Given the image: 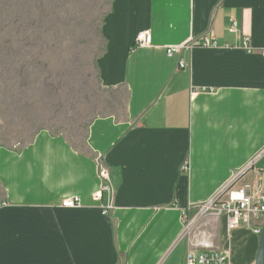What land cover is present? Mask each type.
<instances>
[{
	"label": "crops",
	"instance_id": "1",
	"mask_svg": "<svg viewBox=\"0 0 264 264\" xmlns=\"http://www.w3.org/2000/svg\"><path fill=\"white\" fill-rule=\"evenodd\" d=\"M101 32L99 82L123 111L84 147L41 129L0 158V264H186L206 244L256 264L262 219L229 229L200 207L230 182L264 191V0H117Z\"/></svg>",
	"mask_w": 264,
	"mask_h": 264
},
{
	"label": "rangeland",
	"instance_id": "2",
	"mask_svg": "<svg viewBox=\"0 0 264 264\" xmlns=\"http://www.w3.org/2000/svg\"><path fill=\"white\" fill-rule=\"evenodd\" d=\"M111 6L0 0V144L22 146L48 129L84 147L94 117L123 111L125 91L104 88L98 78Z\"/></svg>",
	"mask_w": 264,
	"mask_h": 264
},
{
	"label": "built area",
	"instance_id": "3",
	"mask_svg": "<svg viewBox=\"0 0 264 264\" xmlns=\"http://www.w3.org/2000/svg\"><path fill=\"white\" fill-rule=\"evenodd\" d=\"M230 30H234V26H232ZM152 41V34L147 30L139 32L136 37V44L140 46H150ZM200 43L204 47L217 45L213 36H203ZM226 46L230 45L227 44ZM180 51L181 46H170L167 49V54L172 56ZM185 66V62L180 63V67ZM97 160L99 163V175L105 182V186L110 190L112 189L110 171L102 164L100 158H97ZM4 204L5 202L0 200V207ZM77 204H79L78 197L68 198L63 202L64 206H75ZM200 211L201 213L206 211H212L216 214L226 213L229 229L238 227L246 216L259 217L264 223V191L259 192L257 195H253L246 188L233 187L232 182H230L206 204L202 205ZM194 223L195 221H192L190 227H192ZM261 230L262 227L258 228L256 233L260 235ZM186 264H231L230 252L228 250H214L209 244H206L204 249H198V246L194 245L187 252Z\"/></svg>",
	"mask_w": 264,
	"mask_h": 264
},
{
	"label": "water",
	"instance_id": "4",
	"mask_svg": "<svg viewBox=\"0 0 264 264\" xmlns=\"http://www.w3.org/2000/svg\"><path fill=\"white\" fill-rule=\"evenodd\" d=\"M256 264H264V223L262 226L260 239H259Z\"/></svg>",
	"mask_w": 264,
	"mask_h": 264
},
{
	"label": "bare ground",
	"instance_id": "5",
	"mask_svg": "<svg viewBox=\"0 0 264 264\" xmlns=\"http://www.w3.org/2000/svg\"><path fill=\"white\" fill-rule=\"evenodd\" d=\"M117 0H112V6H111V10L109 11V13L106 15L105 17V21L107 19V17L109 16L110 12L112 11L114 5L116 4ZM104 21V22H105ZM103 22V24H104ZM103 26V25H102ZM14 146H8V145H3V144H0V158L2 156H4L9 150H11Z\"/></svg>",
	"mask_w": 264,
	"mask_h": 264
}]
</instances>
